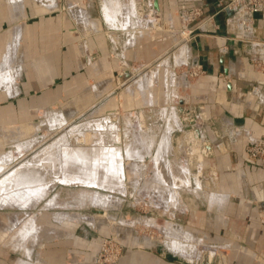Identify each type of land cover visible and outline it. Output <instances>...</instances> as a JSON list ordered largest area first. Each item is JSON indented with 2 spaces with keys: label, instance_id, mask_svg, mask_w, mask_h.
Returning <instances> with one entry per match:
<instances>
[{
  "label": "crops",
  "instance_id": "crops-1",
  "mask_svg": "<svg viewBox=\"0 0 264 264\" xmlns=\"http://www.w3.org/2000/svg\"><path fill=\"white\" fill-rule=\"evenodd\" d=\"M136 1L0 0V150L41 134L50 117L58 126L84 112L148 118L163 129L157 152L163 140L166 154L174 147L188 168L181 176L185 186L177 189L186 218L165 225V236L181 232L191 242L197 235L227 244L229 260L216 251L227 264H264V160L248 152L249 143L264 136V46L254 43L264 40V17L254 13L247 30L230 12L216 13L223 0H158L159 10L148 0L150 12L139 18ZM193 7L204 13L189 23L188 39L178 43L180 11ZM132 62L140 63L139 69L147 66L132 69L120 90L111 91L116 73ZM189 67L199 71L194 80L183 71ZM183 100L197 107L204 139H215L210 126L202 125L208 119L220 130L223 140L214 144V157L200 147L188 151L191 131L178 112ZM147 132L155 137L152 148L157 135L152 128ZM128 173L132 179L138 175L135 169ZM170 192L175 191L165 195ZM50 219L37 218L42 232L54 223L53 237L46 240L43 233L38 241L52 242L49 250L17 258L2 254L0 264H94L103 231L92 235L87 227L98 225L86 222L85 240L77 235V222ZM33 229L27 226L22 235L27 238ZM117 264L185 263L165 252L128 250Z\"/></svg>",
  "mask_w": 264,
  "mask_h": 264
},
{
  "label": "rangeland",
  "instance_id": "rangeland-1",
  "mask_svg": "<svg viewBox=\"0 0 264 264\" xmlns=\"http://www.w3.org/2000/svg\"><path fill=\"white\" fill-rule=\"evenodd\" d=\"M180 20L182 24L183 21L181 18ZM159 22L160 25L158 28H161L162 22L161 20ZM188 37V34L180 32L178 43L185 42ZM86 53H84V55ZM82 57L84 58L85 56ZM139 64L132 62L124 69L139 71L147 66L145 64L144 67H140L139 69ZM183 71L188 72L190 80H194L197 76H199L196 69L191 67L185 68ZM121 72L122 70L116 73V86H114L111 91L120 90L119 87L124 84V82L118 83V77ZM135 75H137V71H135L134 76ZM184 105L191 106L185 102ZM97 117H105V115H101L99 113L96 115L94 113V115H92L88 112H84L80 115L77 114L65 124H59V126L58 124H55L51 128H44L42 132H44L45 135L43 138H40V140L47 142L52 138V136L58 135L62 129L64 130L59 135L65 133V131L67 132L68 128L73 127L77 122L83 121L87 118L94 119ZM123 117L124 116L122 114H119L117 117L122 130L126 128V123H123L122 120ZM136 119L134 121L135 123H140L139 121H141L142 124H140L143 125L145 130L152 128L154 133L156 132L157 135L154 145H152L151 153L147 158H145L143 165H141V169L143 173H145L143 178L147 181L151 180V182H149L150 184L145 182L146 184L141 187V179L139 176L141 171L139 170H136L138 171V175L136 174V177L133 179L129 175V171L137 169L138 163H127L122 161L124 173L123 178L120 179V182L121 180L122 182L119 184V187H121H118L119 190L117 188L109 190L102 186L97 188L83 183L68 184L64 182H51L49 186L44 187L42 193H36V195H32L27 198V200L6 203L0 200V255L3 254L4 256H8L10 258H17L31 253L34 254L38 249L44 248L49 250L52 242L46 241L43 245L41 242H38L42 239L41 237L43 233L46 240L53 237L52 232L54 228L50 226H53L54 223L51 222L50 224H47L45 226V231L42 232L41 225L37 222L38 216L41 217V215H44V219L51 218L50 220H53L54 218L55 222L61 221L64 218L74 223L77 222L80 224L77 230V235L83 239H85L83 231L87 230V228H89V231L92 230V235H103L102 240L98 241L96 250L97 257L94 259V264H117L123 251L128 250L165 252L170 260H180L185 264H196L195 260L199 259V257L200 259H204V256L202 257V255L200 256L199 254V256H197V253L195 252H192L191 254V251H193V247L195 249L200 246L206 249V251L205 249L201 250H204L208 255L214 253L216 250H222L226 253L227 259L229 260V250L227 248V244L208 242L207 240H202V238L197 235L194 236L193 242H191L189 237L184 235L186 240L189 241H186L187 244L185 243L184 250H190L188 254L184 253L187 255L185 259H178L174 254L176 253V250H174L176 243L172 244L174 249L169 247L173 241L165 244L166 242L164 239L166 238V234L162 230L163 226L173 222L180 224L181 218H186V215L181 211V204L183 202L182 195L177 189L178 187L185 186L186 179L181 176L186 175L185 172L187 166L184 161L181 162V160L175 156L173 147L167 152L168 154L165 155L166 162H164V166L166 170L164 171L162 165L160 166L158 163L159 159L157 156L156 145L163 137V129L160 130L155 127V125L152 124V120L149 121L148 118L139 117L138 120ZM20 140H15L11 146L8 145L5 149L0 150V177L4 173L13 169L14 162L16 163L23 157L31 154L32 148L26 149L25 152H23L24 154L22 153L18 154V156L16 155L18 153L16 150L20 146L15 147L14 145L17 142H20ZM123 148V155L125 157L126 147L124 146ZM13 160L14 162H12ZM125 169L127 170L126 177ZM125 188L127 189V193H123ZM171 188L172 191L175 192L173 194L171 192L167 193L166 196L165 193L167 190L171 191ZM104 197L108 199V203H100L101 205L98 204V206H105L104 208L108 207L107 210L103 208L106 217L98 216L94 211L99 208L94 205V199ZM148 220L149 222H147ZM86 222L89 224L93 222V224L98 225V227H90L89 225L87 227ZM26 226H28V228L34 227V229L40 227V237H35V234L33 233V235H28V237L25 238L26 235H22V230L25 229ZM101 230L103 232L100 235L99 232ZM189 243L191 244L190 247L188 245ZM77 245L81 246V243H77ZM166 245H168L169 248H167ZM194 251H196V249ZM36 254L38 255L39 253L37 252ZM191 256H194V258L191 259ZM141 261L146 262L148 260L142 259ZM222 261L227 264L226 259H222Z\"/></svg>",
  "mask_w": 264,
  "mask_h": 264
},
{
  "label": "bare ground",
  "instance_id": "bare-ground-1",
  "mask_svg": "<svg viewBox=\"0 0 264 264\" xmlns=\"http://www.w3.org/2000/svg\"><path fill=\"white\" fill-rule=\"evenodd\" d=\"M139 1L140 0L136 1L138 17L143 18L150 12V6L147 4L148 0H146L149 10L144 15H141L138 5ZM153 23L158 26L157 21ZM132 75L133 73L131 70V76ZM131 76L125 79L122 78L121 83L125 82ZM116 116L118 117L116 114H111L105 115V117L84 119L83 121L75 123L73 127L68 128L67 132L65 131V133L59 135L64 130L62 129L58 135L52 136L47 142L40 140V138L44 137V132H41L39 135H32L22 146L19 145L20 147L16 150V152L18 151L16 154L18 156V154L25 152L26 149L32 148L31 154L23 157L16 163L13 160V169L0 177V200L4 203L27 200V198L34 194L36 195V193H42L44 187L49 186L51 182H64L68 184L83 183L97 188L102 186L109 190L114 188L118 189L119 184L122 182V180L120 182V179L123 178L124 173L122 161H125L124 159H126V157L139 161L137 169L135 170L141 171V186L145 185V182H151V180L147 181L143 178L145 173H143L141 165H143L145 157L151 152V143L155 137L151 138L147 130L144 131L139 128L140 123L134 122L137 118L136 116L127 114L123 117L126 123V128L123 130ZM48 121V128L53 127L51 117L48 118ZM180 121L182 122L181 116ZM124 146L126 147L125 157L123 155ZM166 150L167 146L162 140L159 144L157 153L159 159L158 163L160 166L162 165L164 171L166 170L164 166V162H166ZM94 200V205L99 207L96 209L99 211L95 212L96 215L105 216V211L103 209L105 206H98V204H107L108 199L104 197ZM166 229L167 228L163 226V232L166 233ZM33 230L35 234L36 229ZM177 233L178 234L170 235L168 232L164 241L170 238L173 239V243H171L169 247L171 249L175 247L174 250H176V253L181 254L185 258L187 255L182 252L185 251V243L187 244L189 241L186 240L184 233ZM30 235H33V233H30ZM35 237H37L36 234ZM175 243L176 246L172 247V244ZM188 245L189 247L191 246L190 243ZM200 247L195 248L196 251H194L195 249L193 247L191 254L195 252L197 256H204L203 258L207 255L210 260H212L214 256H218V263L226 264V262L222 261L223 258L221 255L217 254V250V252L215 251L216 253L208 255L205 253L206 249ZM201 249H205V251ZM192 258H194V256H191V259ZM203 260L204 259H200L199 257L195 262L201 263Z\"/></svg>",
  "mask_w": 264,
  "mask_h": 264
},
{
  "label": "built area",
  "instance_id": "built-area-1",
  "mask_svg": "<svg viewBox=\"0 0 264 264\" xmlns=\"http://www.w3.org/2000/svg\"><path fill=\"white\" fill-rule=\"evenodd\" d=\"M222 11L230 12L229 18H235L248 30L249 21L254 13H260L264 17V0H223L217 4L216 13ZM203 13L204 11L200 7L181 10L179 15L184 25L180 32L183 34L191 33L192 30L188 28L189 23L203 15ZM254 43L264 46V40ZM196 71L199 73L198 70ZM248 152L252 157L264 160V136L252 140L248 145Z\"/></svg>",
  "mask_w": 264,
  "mask_h": 264
},
{
  "label": "water",
  "instance_id": "water-1",
  "mask_svg": "<svg viewBox=\"0 0 264 264\" xmlns=\"http://www.w3.org/2000/svg\"><path fill=\"white\" fill-rule=\"evenodd\" d=\"M154 4L153 7L157 10L160 9L159 1L153 0ZM138 5L140 7V14L144 15L148 12L149 7L146 4V0H140L138 2ZM131 76L130 70H124L121 72V74L118 77V83L122 82V78H127ZM182 105L178 106V112L181 116V120L184 125L185 130H190L191 134L188 138V144H189V152L193 153L196 151V147H200V151L207 157H214V144L219 143L222 138V134L218 127L216 126L215 122L211 119H208L206 122H203L202 125L207 126V124L210 126V128L213 130L215 139L209 140L204 139V130L198 125V110L196 106H188L184 105V100L181 101ZM197 145V146H196ZM95 212H99L98 210H94ZM196 264H219L218 263V256H214L212 260L209 259V257L206 255L204 260L201 263Z\"/></svg>",
  "mask_w": 264,
  "mask_h": 264
}]
</instances>
